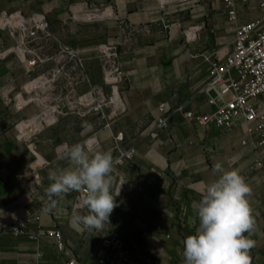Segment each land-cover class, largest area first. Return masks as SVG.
<instances>
[{
	"label": "crops",
	"instance_id": "0c3cea01",
	"mask_svg": "<svg viewBox=\"0 0 264 264\" xmlns=\"http://www.w3.org/2000/svg\"><path fill=\"white\" fill-rule=\"evenodd\" d=\"M236 10L237 21L231 22L222 0H0V16L44 18L50 35L41 33L29 47L46 61L38 66L21 50L18 32L0 27V264H67L71 259L96 264L101 238L110 233L124 239L136 259L184 264L183 241L199 226L193 203L219 178L217 164L238 170L250 187L253 227L245 235L254 242L251 264H264V158L258 169L255 152L241 147L242 132L212 128L204 133L177 115L168 132L153 137L164 103L184 105L195 115L212 112L201 94L209 81L204 59L227 57L237 29L254 21L248 14L253 11L241 5ZM64 51L77 54L84 72L73 70ZM106 52L119 55L122 69L111 87L104 86ZM32 81L42 86L31 90ZM95 87L116 99L105 118L83 115L86 109L79 106ZM41 112L55 123L23 139L25 120ZM85 122L93 128L81 136ZM93 135L96 151L111 150L114 157L118 149L137 152L133 161L113 168V189L121 188L118 206L99 231L70 224L79 191L65 194L56 209L44 210L49 169L68 167L57 158V147ZM33 162L38 169L28 167ZM19 219H29L34 240L3 236ZM53 230L63 237L62 254L46 236Z\"/></svg>",
	"mask_w": 264,
	"mask_h": 264
},
{
	"label": "built area",
	"instance_id": "2783aa9c",
	"mask_svg": "<svg viewBox=\"0 0 264 264\" xmlns=\"http://www.w3.org/2000/svg\"><path fill=\"white\" fill-rule=\"evenodd\" d=\"M229 12V20L237 21V6H244L248 11H262L264 13V0H223ZM94 14H99L95 11ZM264 24L262 20L252 21L239 27L236 31V41L232 52L225 58L205 57V63L209 66V81L201 90V94L208 99V105L213 108L212 112L205 115H195L188 113L184 105L172 106L169 103L162 104L159 115L156 118V132H168L171 128L172 119L179 115L190 122L196 129L207 133L215 128L221 133H233L240 130L243 134L241 147L251 148L258 157L256 167L263 166L264 158ZM7 26L13 31H17L20 38V48L22 51L29 49L30 45L39 40L40 34L46 37L48 24L41 17H23L22 14L1 15L0 27ZM29 54L31 50H28ZM68 53L73 61V70L84 72L85 65L74 52ZM102 69L104 76V86L111 87L116 80L122 76L120 57L115 52L103 54ZM35 63L40 66L46 61L35 55ZM62 70L53 75L52 81L60 76ZM83 76V75H82ZM87 81L86 77H83ZM51 81L43 82L48 85ZM70 82L74 80L70 79ZM42 86L41 81L31 83L30 86ZM116 99L107 96L104 88L95 87L86 96L80 99L79 106L84 107L86 112L83 115L97 114L105 118L104 112L110 106L115 105ZM76 105H74V108ZM55 114V111L53 112ZM47 112H41L20 129L23 139H30L31 135L41 131L44 127L55 123V120L48 119ZM117 142H122L121 136L116 137ZM123 153V154H122ZM137 152L134 148L126 151L118 149L117 157L120 163L114 166H124L134 160ZM85 192L79 191L76 203H79ZM74 205V208H75ZM73 208V210H74ZM81 209H76L80 211ZM35 221L39 222L37 218ZM29 219H19L3 232V236L21 238L28 237L34 240L33 235H29ZM46 236L55 240L57 251L62 254L65 251V243L59 231H47ZM67 264H84L76 259H71ZM96 264H161L157 258L136 259L132 249L118 234L110 233L101 238L100 246L96 253Z\"/></svg>",
	"mask_w": 264,
	"mask_h": 264
},
{
	"label": "clouds",
	"instance_id": "9594fccd",
	"mask_svg": "<svg viewBox=\"0 0 264 264\" xmlns=\"http://www.w3.org/2000/svg\"><path fill=\"white\" fill-rule=\"evenodd\" d=\"M92 128L85 122L81 136H87ZM96 139L95 135L88 136L82 143L57 147V158L66 160L68 167L49 169L51 183L46 189L44 209L54 210L65 194L83 190L85 195L75 205L70 224L89 231H99L109 222L121 191L113 189L111 179L120 158L114 157L111 150L96 151ZM28 167L38 169L39 164L33 162ZM215 170L219 178L208 184L200 200L193 203L199 226L183 241L184 264H251L249 250L254 242L245 235L253 227L250 187L238 170H223L219 164ZM81 208H86L87 214L76 210Z\"/></svg>",
	"mask_w": 264,
	"mask_h": 264
},
{
	"label": "rangeland",
	"instance_id": "374dc122",
	"mask_svg": "<svg viewBox=\"0 0 264 264\" xmlns=\"http://www.w3.org/2000/svg\"><path fill=\"white\" fill-rule=\"evenodd\" d=\"M223 1V0H222ZM224 3V2H223ZM245 11H247L246 10V8H245ZM248 14H250V15H252V17H253V19H254V21H256V20H262V18L264 17V13L262 12V11H258V10H255V11H253V12H249ZM261 29H264V24L262 25V27H261ZM29 50V49H28ZM27 50V52H29ZM31 53H32V50H31ZM31 56H33V55H31ZM29 68H32L33 69V67L31 66V67H29ZM35 81H32V83H34ZM38 86L36 85V86H29V89H31V90H35V89H38L37 88ZM37 115H39V113H36L35 115H32L30 118H28V119H26L25 121H30V120H32L33 118H35Z\"/></svg>",
	"mask_w": 264,
	"mask_h": 264
}]
</instances>
